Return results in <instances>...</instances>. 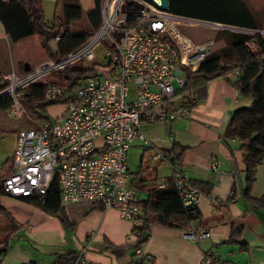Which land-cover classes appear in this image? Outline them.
<instances>
[{
    "label": "built area",
    "instance_id": "built-area-1",
    "mask_svg": "<svg viewBox=\"0 0 264 264\" xmlns=\"http://www.w3.org/2000/svg\"><path fill=\"white\" fill-rule=\"evenodd\" d=\"M100 10L101 27L83 47L63 60H46L25 74L12 71L3 77L0 101H9L8 113L15 117L28 115L21 95L27 87L46 84L68 66L83 64L93 70L71 87L47 83L46 100H64V111L56 119L33 121L34 127L18 131L13 171L1 186L4 195L33 198L46 194L57 176L62 205L84 201L116 210L134 225L137 238L143 211L129 183L131 146L136 139L147 141L144 121L176 122L191 116L198 100L185 90L187 73L199 70L206 58L226 46L224 42L219 49L223 41L216 37L195 40L183 27L205 25L217 34L249 35L254 51L264 30L179 16L149 0H102ZM60 41V36L53 41L54 52ZM101 45L106 47L105 60L92 65ZM153 160L170 167V183L184 207L197 208L202 192L184 175L180 162L163 151ZM186 230L196 241L209 236L195 223ZM136 254L143 255L141 248ZM72 264L100 263L78 258ZM203 264H212L211 259L204 257Z\"/></svg>",
    "mask_w": 264,
    "mask_h": 264
},
{
    "label": "crops",
    "instance_id": "crops-1",
    "mask_svg": "<svg viewBox=\"0 0 264 264\" xmlns=\"http://www.w3.org/2000/svg\"><path fill=\"white\" fill-rule=\"evenodd\" d=\"M41 1L49 26L55 16H63L66 6H79L85 14L79 21L86 20L89 24L87 14L96 9V0ZM39 47L45 53L37 35L12 41L0 22V77L12 71L27 73L44 62L33 55L32 50ZM52 49H56L54 43ZM33 60L37 62L32 67ZM237 79L232 74L206 84L187 119L144 121L142 128L147 141L136 139L129 152V183L145 201L146 189L166 190L171 186L170 167L155 162L154 154L159 151L175 154L176 148L184 150L182 171L202 187L197 207L200 220L195 224L199 229L202 228L198 224L204 225L209 236L196 241L187 230L154 226L141 248L143 255L139 256L133 247L137 239L134 225L122 219L116 210H105L84 201L61 204L74 225L71 227L35 208L26 198L0 194V206L11 216L10 220L0 214V242L5 241L0 247L4 248L0 264H72L78 258L100 264H135L142 258H146V264H203L206 256L217 258L218 264H264V209L250 205L244 198L243 155L238 150L239 143L224 138L233 113L253 102L234 88ZM5 112L8 109L0 108V135L12 132L14 142L10 152L0 150V174L6 173L7 161H13L17 132L22 130L3 127ZM234 190L238 194L236 201L227 204ZM251 196L264 197V163L258 167ZM233 226L242 232L241 242L247 244V250L227 243ZM113 247L126 252L118 257Z\"/></svg>",
    "mask_w": 264,
    "mask_h": 264
},
{
    "label": "trees",
    "instance_id": "trees-1",
    "mask_svg": "<svg viewBox=\"0 0 264 264\" xmlns=\"http://www.w3.org/2000/svg\"><path fill=\"white\" fill-rule=\"evenodd\" d=\"M101 1L96 0V9L87 14L91 24L90 32L78 31L71 27L73 22L81 20L85 15L79 6H66L63 16H55L52 25H47L41 0H0V22L14 42L35 35L39 36L45 53L59 61L83 47L100 29ZM170 11L191 19L255 30L263 29L262 25L256 22L244 0H170ZM58 36L61 37L58 51L53 52L52 43ZM216 38L224 40L226 46L206 58L199 70L187 73L188 84L185 90L199 99L198 94L205 90L206 84L218 78H228L236 72L239 73L233 86L241 96L250 98L253 102L251 106L239 108L233 113L227 124L224 138L239 143L238 150L242 153L245 163L244 198L250 205L264 209V197L251 196L258 167L264 163V36H258L255 51L250 48L252 37L249 35L220 31ZM92 73L93 70L83 66H68L50 78L47 83L71 87ZM47 83L31 85L21 91L22 103L30 118L49 119L48 109L64 101L46 100ZM5 85L3 77H0V90ZM8 107V100L0 101V108L8 109ZM174 152L176 153H165L173 156L182 166L184 150L176 148ZM5 165L6 173L0 174V194H3L1 186L3 180L13 171V161L8 160ZM193 184L198 189L202 188L200 184ZM146 192H148L147 199L141 200L138 204L143 211V224L137 227L140 234L133 243L134 248L144 246L154 226L186 230L191 224L199 222L200 215L197 208L186 209L179 192L173 185L166 190L148 191L146 189ZM237 196L234 190L227 204L236 201ZM27 200L40 211L56 216L64 226H74L61 206L57 176L46 194H37ZM0 214H4L11 220V216L1 206ZM198 225L200 228H205L204 225ZM241 237L242 232L233 226L227 243L238 245L240 250H247L248 246L241 242ZM3 244L5 241L0 242V247ZM112 251L120 257L125 254L126 249L113 247ZM3 254L4 252L0 258ZM206 257L211 259L212 264L219 263L217 258ZM135 264H146V258L136 261Z\"/></svg>",
    "mask_w": 264,
    "mask_h": 264
},
{
    "label": "rangeland",
    "instance_id": "rangeland-1",
    "mask_svg": "<svg viewBox=\"0 0 264 264\" xmlns=\"http://www.w3.org/2000/svg\"><path fill=\"white\" fill-rule=\"evenodd\" d=\"M246 4L249 6V8L253 11L254 18L257 23L261 24L264 30V0H244ZM55 18V17H54ZM53 21V20H52ZM71 27L75 30L82 31V32H90L92 31L90 28V24L86 21H79L76 23H73ZM184 32L190 36L191 38L198 40V41H204L206 39L215 38L217 36V31L211 29L209 26L200 25L196 27H183ZM35 40V39H34ZM218 47L221 49L224 46V40H222ZM41 50V47L38 49L32 50L33 55H36L35 58H37V61L39 60V57H41V60H55L50 58L46 53H44L41 50V53L39 51ZM105 51L106 47L105 45H101L97 50V59L95 62L91 63L93 64H103L105 60ZM41 54V55H40ZM36 60H33L30 64L33 65L37 62ZM85 65H90L89 63L85 62ZM75 66H83V64H78ZM34 67L31 69L33 70ZM21 74H25L22 72ZM56 75V74H55ZM54 75V76H55ZM177 88V87H176ZM131 97H134L133 92L131 93ZM63 105L58 104L53 107H51L48 110L47 117L49 119H56L57 115L60 114L63 111ZM4 117V123L3 127H7V129L19 130V129H27L30 127H34V122H40L41 120L38 118H30L28 115H18V116H10L8 112L3 113ZM34 121V122H33ZM9 130V131H11ZM18 133V132H17ZM14 142V133L12 132H4L0 135V150L5 151L6 153L10 152V150L13 147Z\"/></svg>",
    "mask_w": 264,
    "mask_h": 264
},
{
    "label": "water",
    "instance_id": "water-1",
    "mask_svg": "<svg viewBox=\"0 0 264 264\" xmlns=\"http://www.w3.org/2000/svg\"><path fill=\"white\" fill-rule=\"evenodd\" d=\"M155 4L159 9L168 11L170 9V0H149ZM4 248H0V255L3 253Z\"/></svg>",
    "mask_w": 264,
    "mask_h": 264
}]
</instances>
